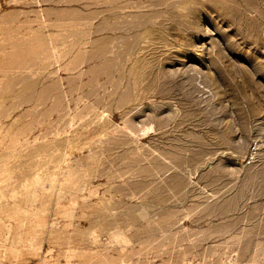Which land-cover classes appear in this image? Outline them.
Returning a JSON list of instances; mask_svg holds the SVG:
<instances>
[{
  "label": "rangeland",
  "instance_id": "1",
  "mask_svg": "<svg viewBox=\"0 0 264 264\" xmlns=\"http://www.w3.org/2000/svg\"><path fill=\"white\" fill-rule=\"evenodd\" d=\"M0 264H264V0H0Z\"/></svg>",
  "mask_w": 264,
  "mask_h": 264
}]
</instances>
